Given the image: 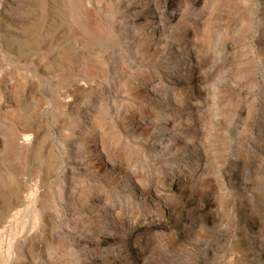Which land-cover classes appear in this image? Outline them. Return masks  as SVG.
Returning <instances> with one entry per match:
<instances>
[{
	"label": "rangeland",
	"instance_id": "obj_1",
	"mask_svg": "<svg viewBox=\"0 0 264 264\" xmlns=\"http://www.w3.org/2000/svg\"><path fill=\"white\" fill-rule=\"evenodd\" d=\"M0 264H264V0H0Z\"/></svg>",
	"mask_w": 264,
	"mask_h": 264
},
{
	"label": "bare ground",
	"instance_id": "obj_2",
	"mask_svg": "<svg viewBox=\"0 0 264 264\" xmlns=\"http://www.w3.org/2000/svg\"><path fill=\"white\" fill-rule=\"evenodd\" d=\"M89 25H90V24H89ZM90 29H91V28H90ZM21 135H22V133H21ZM26 135H27L26 137H28L29 135L31 136V134H29V135L26 134ZM24 137H25V136H23V138H24ZM20 138H21V137H20ZM22 140H23V139H22ZM26 140H31V139H30V138H29V139L26 138V139L23 140V141H25V142H23V143H26Z\"/></svg>",
	"mask_w": 264,
	"mask_h": 264
}]
</instances>
